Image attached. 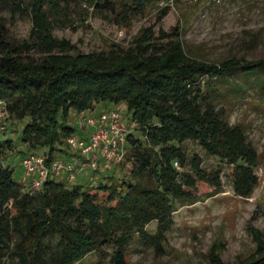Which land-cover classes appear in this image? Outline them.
Returning <instances> with one entry per match:
<instances>
[{"label": "trees", "instance_id": "16d2710c", "mask_svg": "<svg viewBox=\"0 0 264 264\" xmlns=\"http://www.w3.org/2000/svg\"><path fill=\"white\" fill-rule=\"evenodd\" d=\"M159 1L170 0H0L31 21L21 39L10 38L0 24L3 116L28 117L18 137L30 148L26 153L42 152L47 163L61 151L82 156L66 143L69 134H81L67 123L68 114L100 99L124 101L140 131L136 136L126 127L124 157L113 164L130 162L125 178L104 174L85 187L67 184L60 172L40 187H24L3 161L11 138L0 139V264H75L92 251L111 264H128L125 247L133 235L158 243L177 204L223 190L222 171L234 193L251 194L258 154L244 130L228 122L220 102L222 86L233 94L252 81L264 87V57L198 58L187 52L177 25L143 26L128 47L89 51L53 33L71 13L84 19L89 11L128 26ZM168 9L160 6L158 17ZM187 141L197 142L218 165L205 168L197 152H187ZM152 220L150 233L145 224ZM256 235L259 253L243 264H264V238Z\"/></svg>", "mask_w": 264, "mask_h": 264}, {"label": "rangeland", "instance_id": "374dc122", "mask_svg": "<svg viewBox=\"0 0 264 264\" xmlns=\"http://www.w3.org/2000/svg\"><path fill=\"white\" fill-rule=\"evenodd\" d=\"M165 4L169 6L167 13L158 17L159 7ZM0 24L7 28L10 38L21 39L28 35L31 21L27 15L19 16L8 7L0 6ZM152 24L155 30L158 26L164 30L180 26L187 52L207 61L217 62L232 55L246 59L264 57V0L153 2L128 26H119L95 11H89L84 19L71 13L65 26H53V33L69 38L79 50L89 51L107 49L112 44L128 47L141 27ZM222 93L225 98L220 103L225 106L228 122L244 130L258 154L257 182L251 194L234 193L231 179L222 171L223 190L193 203L177 204L172 211V223L158 243L140 240L133 235L125 247L128 264H243L259 253L261 242L256 231L264 238V87L260 88L252 81L242 93L233 94L224 86ZM111 108L120 113L123 126H129L136 136L140 134L124 101L100 99L92 107L79 112L72 108L67 123L73 125L76 132L86 131L87 117ZM27 120V116L16 119L14 116L5 117V114L0 120L5 123V127L0 128V139L11 138V147L6 149L3 161L12 167L13 177L21 183L23 167L20 160L30 148L18 137ZM185 145L189 154L197 152L201 156L205 168L213 169L218 165L219 160L197 142L187 141ZM64 146L69 150L66 144ZM56 158L74 162L76 156L61 151ZM129 164L125 160L107 169H85L77 172L74 178H69L65 172L60 173L67 178V184L79 183L85 187L104 174H112L116 180L125 178ZM23 184L27 186L26 182ZM155 227V220L145 224L150 233L155 232ZM6 264H17V261L9 259ZM75 264L111 263L108 257L92 251Z\"/></svg>", "mask_w": 264, "mask_h": 264}, {"label": "built area", "instance_id": "2783aa9c", "mask_svg": "<svg viewBox=\"0 0 264 264\" xmlns=\"http://www.w3.org/2000/svg\"><path fill=\"white\" fill-rule=\"evenodd\" d=\"M4 103L0 100V119L3 116ZM87 134L72 133L66 137L71 150L82 156H76L74 162L53 160L47 163L42 152L25 153L20 163L23 167L22 181L30 187H40L43 182L59 172L66 171L70 178L85 169L94 171L110 168L124 157L126 127L120 123V113L111 108L96 116L85 119Z\"/></svg>", "mask_w": 264, "mask_h": 264}, {"label": "crops", "instance_id": "0c3cea01", "mask_svg": "<svg viewBox=\"0 0 264 264\" xmlns=\"http://www.w3.org/2000/svg\"><path fill=\"white\" fill-rule=\"evenodd\" d=\"M79 132H81L82 135L87 134V130L86 131L79 130Z\"/></svg>", "mask_w": 264, "mask_h": 264}]
</instances>
